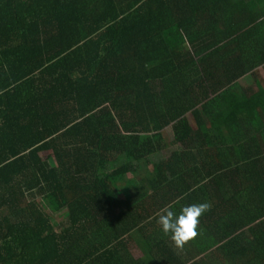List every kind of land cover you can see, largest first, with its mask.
Masks as SVG:
<instances>
[{
    "label": "trees",
    "instance_id": "trees-1",
    "mask_svg": "<svg viewBox=\"0 0 264 264\" xmlns=\"http://www.w3.org/2000/svg\"><path fill=\"white\" fill-rule=\"evenodd\" d=\"M263 65L264 0H0V264H264Z\"/></svg>",
    "mask_w": 264,
    "mask_h": 264
},
{
    "label": "clouds",
    "instance_id": "clouds-1",
    "mask_svg": "<svg viewBox=\"0 0 264 264\" xmlns=\"http://www.w3.org/2000/svg\"><path fill=\"white\" fill-rule=\"evenodd\" d=\"M208 208L207 203L191 204L179 210L166 208L157 219L161 233L168 236L175 247L183 248L197 236L199 218Z\"/></svg>",
    "mask_w": 264,
    "mask_h": 264
},
{
    "label": "rangeland",
    "instance_id": "rangeland-1",
    "mask_svg": "<svg viewBox=\"0 0 264 264\" xmlns=\"http://www.w3.org/2000/svg\"><path fill=\"white\" fill-rule=\"evenodd\" d=\"M262 83H264V81H261ZM223 101H225L223 99ZM220 121V120H218ZM175 147H169V148H166L165 150L163 151H160L159 153H157L154 157H153V160L156 161L158 159H162V158H166L170 153L171 151L174 150ZM138 167V166H137ZM142 173V171H138L137 173L133 174V175H130L128 176V178L130 177H134L135 179L138 178L140 176V174ZM36 202H38L39 204V207L41 208V210L46 213L53 221V217L55 219H57L58 221L60 222H63V218H60V214H57V213H54L50 207L47 205V203H45V201L43 199H41L40 197H37L36 198Z\"/></svg>",
    "mask_w": 264,
    "mask_h": 264
},
{
    "label": "crops",
    "instance_id": "crops-1",
    "mask_svg": "<svg viewBox=\"0 0 264 264\" xmlns=\"http://www.w3.org/2000/svg\"><path fill=\"white\" fill-rule=\"evenodd\" d=\"M253 73H256V79L264 81V65L256 68Z\"/></svg>",
    "mask_w": 264,
    "mask_h": 264
}]
</instances>
